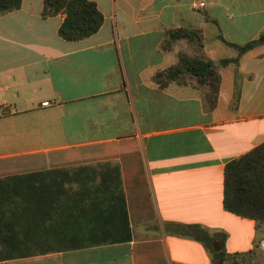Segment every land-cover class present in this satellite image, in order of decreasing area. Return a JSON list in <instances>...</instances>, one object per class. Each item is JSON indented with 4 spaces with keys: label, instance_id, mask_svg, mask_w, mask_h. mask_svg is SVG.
Segmentation results:
<instances>
[{
    "label": "crops",
    "instance_id": "crops-1",
    "mask_svg": "<svg viewBox=\"0 0 264 264\" xmlns=\"http://www.w3.org/2000/svg\"><path fill=\"white\" fill-rule=\"evenodd\" d=\"M94 2L77 39L42 0L0 14V264H264V222L222 205L225 163L264 141V0ZM250 39L216 65L212 104L189 72L166 77L178 53L216 63ZM115 167L130 238L78 244L117 214Z\"/></svg>",
    "mask_w": 264,
    "mask_h": 264
},
{
    "label": "trees",
    "instance_id": "trees-1",
    "mask_svg": "<svg viewBox=\"0 0 264 264\" xmlns=\"http://www.w3.org/2000/svg\"><path fill=\"white\" fill-rule=\"evenodd\" d=\"M19 4L20 0H0V14L17 8ZM40 12L42 16L57 12L63 13V17L57 26V33L65 39L85 37L94 32L102 21V13L94 0H42ZM260 34L264 39V25ZM167 35L171 40L184 37L194 39L198 46L201 43L200 35L195 29L172 28L167 31ZM218 37L224 40L220 35ZM227 43L233 45L237 49V53L233 56L221 57L216 63L200 56L178 53L177 62L166 69V77L178 78L180 70L189 72L198 83L204 84L206 99L210 104L214 103L219 82L216 65L237 61L238 55L253 46L256 39H250L243 43ZM101 164L105 165L106 163ZM41 172L45 173L46 171ZM98 173L99 179L104 180L106 174ZM223 173V207L233 213L251 217L257 223L264 222V141L236 159L225 163ZM109 176L113 178L112 186H114L109 193L113 190L112 196L118 200L117 214L112 217L108 216L110 221L107 224L103 221H98L95 225L91 224L86 230L89 229L92 234L99 235L86 236L80 239L78 244H101L130 238L120 177L116 167ZM13 177H5L0 181ZM65 191L67 190H61L62 193ZM95 191L97 192L98 189ZM81 192V190L78 191L77 195L82 197ZM93 222L95 223V221ZM214 257L215 264H222L221 260L224 258L222 251L216 253Z\"/></svg>",
    "mask_w": 264,
    "mask_h": 264
},
{
    "label": "rangeland",
    "instance_id": "rangeland-1",
    "mask_svg": "<svg viewBox=\"0 0 264 264\" xmlns=\"http://www.w3.org/2000/svg\"><path fill=\"white\" fill-rule=\"evenodd\" d=\"M220 45L222 46V47H226V46H224L223 44H221L220 43ZM221 53H219V54H224L222 51H220ZM252 258H251V256L250 255H245V256H243V258H240V259H233L232 260V262L233 263H231V264H251L252 263V260H251ZM229 262H231V261H229ZM230 264V263H229Z\"/></svg>",
    "mask_w": 264,
    "mask_h": 264
},
{
    "label": "built area",
    "instance_id": "built-area-1",
    "mask_svg": "<svg viewBox=\"0 0 264 264\" xmlns=\"http://www.w3.org/2000/svg\"><path fill=\"white\" fill-rule=\"evenodd\" d=\"M203 4V2L202 1H198L197 3H196V5H198V6H200V5H202ZM41 104H46L47 103V101L46 100H44V101H41L40 102Z\"/></svg>",
    "mask_w": 264,
    "mask_h": 264
}]
</instances>
